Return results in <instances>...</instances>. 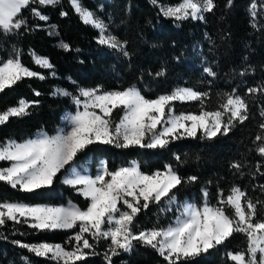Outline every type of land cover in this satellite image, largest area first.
I'll return each instance as SVG.
<instances>
[{
    "label": "snow or ice",
    "instance_id": "1",
    "mask_svg": "<svg viewBox=\"0 0 264 264\" xmlns=\"http://www.w3.org/2000/svg\"><path fill=\"white\" fill-rule=\"evenodd\" d=\"M150 2L164 17L175 21L203 20L204 14L213 12L217 6L215 0H179L174 6L163 5L160 0ZM232 2L227 0L226 6L230 7ZM69 3L83 24L98 30L100 45L130 56L125 47L127 42L109 33L107 23L85 7L82 0H69ZM60 4L61 0H0V34L11 35L21 28L28 29V20L22 16L24 9H30L31 15L39 21H48L49 17L41 9ZM60 14L66 16L67 12ZM249 14L251 26L258 28L256 3L250 4ZM60 47L68 50L70 46L61 42ZM14 53L6 60L0 59V92L26 77L45 79L22 63L19 49L14 48ZM30 55L35 65L54 68L47 58L35 52ZM203 71L213 78L217 75L211 67ZM155 75H164V70ZM256 93L264 96V84L248 88L244 96L233 88L223 94L216 109L209 110L205 99L210 94L190 87H177L156 98H147L135 86L110 91L100 87L80 88L78 95L57 89L53 95L70 97L76 106L75 113L66 115L63 118L66 125L57 128L54 134L41 129L34 138L23 142L0 141V162L7 165L0 167V182L33 193L51 187L62 176L61 182L81 195L87 201L86 207L81 208L71 201L67 205L2 201L0 226L12 221L26 224L35 231L72 230L73 234L64 244L13 241L28 253L54 264H78L89 256L101 255L96 251L100 241L108 242L102 254L105 264H114L113 257L130 252L137 243L156 250L165 264H192L195 258L224 246L236 234L243 237L242 246L239 250L225 252V264H264V198L254 199L246 190L233 185L227 194L223 189L218 190L215 203L211 202L207 188L201 189L200 203L181 201L175 190L198 178L191 176L185 181L172 164L149 174L135 161L115 170L101 161L93 176L77 160L85 149L96 143L118 148L164 149L174 140L197 138L198 134L199 138L208 140L227 135L249 118L250 102L246 96ZM34 94L40 95L39 92ZM177 101H197L201 107L195 113H176ZM38 103L20 99L16 106L0 111V125L11 117L28 115L29 108ZM116 110L122 115L113 120ZM260 116L264 118V108ZM259 129L253 151L261 161L255 165L253 175L264 176V122ZM174 158L181 162L179 155ZM230 166L240 172L245 165L234 162ZM258 187L264 195V184ZM153 204L159 206L161 213L174 212V219L166 226L136 231L135 218ZM23 260L24 264H31L28 257Z\"/></svg>",
    "mask_w": 264,
    "mask_h": 264
},
{
    "label": "trees",
    "instance_id": "2",
    "mask_svg": "<svg viewBox=\"0 0 264 264\" xmlns=\"http://www.w3.org/2000/svg\"><path fill=\"white\" fill-rule=\"evenodd\" d=\"M178 2L160 0L161 4L169 6ZM82 3L107 23L109 33L127 42L125 47L130 56L100 45L98 30L82 23L69 0H61L57 7L42 8L48 21H39L31 15L30 9H24L22 16L28 20V29L21 28L11 35L0 34V59L6 60L15 55L14 48L19 49L22 63L44 75L45 79L26 77L0 92V111L16 106L22 98L39 101L29 108L28 115L11 117L0 125V141L23 142L41 129L54 134L62 124L63 113L76 110L70 97L53 95L57 89L78 95L80 88L100 87L110 91L135 86L147 98H156L177 87H190L208 92L205 105L214 110L225 92L235 88L244 96L248 88L264 84V0H233L230 7L226 6L227 0H215L216 8L205 13L203 20L184 21L164 17L150 0H82ZM252 3L257 6L258 28L251 26L249 7ZM61 12L67 15L62 16ZM61 42L68 44L69 49L60 47ZM30 52L47 58L54 68L49 70L35 65ZM205 67H211L216 77L208 76L203 71ZM162 69L164 75L156 76ZM242 72L245 74L240 75ZM246 99L250 102L249 118L227 135L208 140L199 138L198 134L197 138L174 140L164 149L118 148L96 143L85 149L77 160L87 166L93 176L100 159L107 162L110 170L135 161L149 174L172 164L185 181L191 176L198 178L175 190L181 201L200 203L201 189L207 188L211 202L215 203L218 190L223 189L227 194L233 185L240 186L254 199L264 198L258 187L264 184V176L253 175L255 165L261 161L253 151V141L260 131V123L264 122L260 116L264 96L256 93ZM174 106L176 113H195L201 107L197 101H177ZM120 115L122 113L116 110L112 119L118 120ZM175 155L181 157V162L175 160ZM234 162L245 166L237 172L230 166ZM0 166L7 165L0 162ZM61 180L62 176L51 187L33 193L0 182V202L62 205L71 201L81 208L86 207L87 201ZM174 215V212L161 213L159 206L150 205L135 218L136 231L166 226ZM72 234V230L35 231L26 224L8 221L0 226V264H24L23 257H28L31 264H54L28 253L13 241L64 244ZM242 240L243 237L236 234L224 246L195 258L192 264H225V252L239 250ZM107 243L99 242L96 251L101 255L89 256L78 264H105L102 254ZM113 261L114 264H165L156 250L139 243L130 252L113 257Z\"/></svg>",
    "mask_w": 264,
    "mask_h": 264
},
{
    "label": "rangeland",
    "instance_id": "3",
    "mask_svg": "<svg viewBox=\"0 0 264 264\" xmlns=\"http://www.w3.org/2000/svg\"><path fill=\"white\" fill-rule=\"evenodd\" d=\"M163 5L169 6V5H167V4H163ZM82 99H83V98H82ZM72 103H73V102H72ZM81 110H82V109H81ZM75 111H76V110H75ZM75 111H73V112H71V111H66V112L63 113V115H62V119H61L62 124H61L60 127H64V126L66 125V121H65L63 118H64L66 115L74 114ZM36 134H37V132L34 133L33 136L30 137V138H34ZM28 139H29V138H28ZM26 140H27V139H26ZM0 167H1V166H0ZM83 167L87 168V169H88V173H89V168H88L87 166H83ZM121 167H122V166H121ZM96 168H98V166H97ZM96 171H97V169H96ZM95 174H96V172H95ZM62 178H63V177H62ZM67 204H68V202L65 203V204H62V205H67ZM45 205H49V204H45Z\"/></svg>",
    "mask_w": 264,
    "mask_h": 264
},
{
    "label": "crops",
    "instance_id": "4",
    "mask_svg": "<svg viewBox=\"0 0 264 264\" xmlns=\"http://www.w3.org/2000/svg\"><path fill=\"white\" fill-rule=\"evenodd\" d=\"M101 161H105V160H104V159H100V160L98 161L97 166H99V164H100ZM97 166H96V167H97ZM120 167H121V166H120ZM96 169H97V168H96Z\"/></svg>",
    "mask_w": 264,
    "mask_h": 264
}]
</instances>
